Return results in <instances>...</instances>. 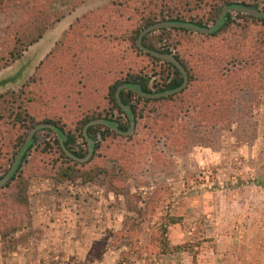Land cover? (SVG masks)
<instances>
[{
    "label": "rangeland",
    "instance_id": "1",
    "mask_svg": "<svg viewBox=\"0 0 264 264\" xmlns=\"http://www.w3.org/2000/svg\"><path fill=\"white\" fill-rule=\"evenodd\" d=\"M242 1L264 10V0H0V177L34 125L70 133L84 156L86 121L129 128L118 84L137 78L155 91L181 78L138 47L146 19L210 26ZM43 10L64 16L7 60ZM229 14L215 33H146L187 83L159 97L122 89L134 129L90 125L88 160L63 153L53 129L34 133L0 187V264H264V19ZM163 227L186 249L163 252Z\"/></svg>",
    "mask_w": 264,
    "mask_h": 264
},
{
    "label": "trees",
    "instance_id": "2",
    "mask_svg": "<svg viewBox=\"0 0 264 264\" xmlns=\"http://www.w3.org/2000/svg\"><path fill=\"white\" fill-rule=\"evenodd\" d=\"M232 3H241V4H243V5H246V6H248V7H254L255 9L257 8L256 6H254V5H252V4H248V3H245V2H228L227 4H225V5H228V4H232ZM224 5V6H225ZM223 6V7H224ZM223 7H221V9L223 8ZM221 9L218 11H216L215 12V17L213 18V22H215L216 21V18L218 17V14L220 13V11H221ZM258 9V8H257ZM64 13L62 12V11H59V13L57 12L55 15H54V13H52V12H46V11H42L41 12V15L40 16H42V18L40 17V18H37V20H36V22H38V24L37 25H34L32 28H31V32H29V33H27V35H26V37H23V39H21V38H19L18 37V39H17V42L15 43H13L12 45H10V47L7 49V51H6V55L8 56V59L7 60H9V58H10V60L11 59H15V58H17V56L21 53V51L22 50H24L27 46H29L30 44H32L33 42H35V41H37L41 36H42V34L44 33V31H45V28H47L48 26H50L53 22H55V21H58V20H60V18L61 17H63L64 15H63ZM54 15V17H52ZM154 18H151V19H146L145 21H144V24H143V26L144 27H146L147 25H149V24H151V23H154V22H157V21H163V20H167V21H177V22H181V23H183V22H186V23H189V24H193V25H200V24H197V23H193V22H187V21H181V20H179L178 18H169V19H165L164 17H162V18H160L159 20H156L155 19V16H153ZM259 17H261L262 19H264V16H259ZM49 18H52L51 20H54V21H49ZM229 19H230V14H229V12L228 13H226L225 15H224V17H223V19L219 22V23H217L216 24V26L214 27V29H213V31L211 32V33H215V32H217L223 25H225L226 23H227V21H229ZM200 26H204V25H200ZM143 27V28H144ZM206 27V26H205ZM183 30H185V29H183ZM137 33L139 32L138 30L136 31ZM146 35V34H145ZM145 35L142 37V44L144 45V46H146V47H149V48H151L150 46H147L145 43H144V39H145ZM137 36H138V34H137ZM154 50H156V49H154ZM156 51H159V52H163V53H169V51L168 50H156ZM174 57H176L175 55H174ZM177 58V57H176ZM178 59V58H177ZM179 60V59H178ZM180 61V60H179ZM171 66H173L174 67V69H176V71H179L172 63H170V62H168ZM180 63H181V61H180ZM182 64V63H181ZM184 67V66H183ZM180 72V71H179ZM181 74V73H180ZM182 81H183V78H182V76H181V78L180 79H178V80H172V81H169L167 84H166V86H165V88H158L157 90H155V91H152L151 89H149L148 88V86H147V81L146 80H140V79H125L124 81H122L120 84H122V83H125V84H127L128 86H132V87H134L135 89H137V90H140L141 92H143V93H147V94H153V93H161V92H163V91H165V90H172V89H174V88H176V87H178L181 83H182ZM119 85V84H118ZM117 85V86H118ZM116 86V87H117ZM115 90H116V88H115ZM126 91H127V93H129V94H132V93H137V91H134V90H132V89H130V88H126L125 89ZM114 93H115V91H114ZM139 94V93H138ZM119 96H120V99H121V101H122V103L124 104V105H128L129 106V110H130V113H131V115H132V118L134 119V110H133V106L131 105V103H129V101L127 100V99H125L124 97H123V92H122V89L120 90V93H119ZM1 97V96H0ZM113 98L116 100V98H115V96H113ZM117 103V102H116ZM117 106L121 109V107L117 104ZM122 110V109H121ZM123 111V110H122ZM124 112V111H123ZM109 125H111V126H114L115 125V121H111V120H106V119H104ZM32 121L30 120V123H31ZM87 122V121H86ZM30 123H29V125H30ZM118 129H120L121 127H117ZM56 133H57V141H58V144H59V146H60V143H59V139H61L62 140V144L68 149V151L70 152V153H72V154H74L75 156H77V157H83L82 155H80V154H78L77 152H75L73 149H72V147H71V143L73 142V135H71L70 133H67V132H65V131H63V129H61V128H57V127H55L54 126V129H53ZM87 134H88V136L90 137V135H89V131H90V126H88L87 127ZM121 130V129H120ZM122 131V130H121ZM83 136V135H82ZM84 138V137H83ZM90 138H92V137H90ZM26 139V138H25ZM25 139H23L22 141H21V152H20V157H19V161H18V163H17V166L14 168V171L13 172H15V170H17L18 169V167H19V165H20V163H21V161L23 160V158L25 157V152H26V150L29 148V147H31V145L33 144V141H34V134L32 135V137H31V140L30 141H28L27 142V144H25V145H23L24 144V141H25ZM93 139V138H92ZM94 140V139H93ZM84 142L86 143V141H85V139H84ZM61 148V147H60ZM62 150V149H61ZM19 151V150H18ZM17 151V152H18ZM17 152L15 153V156H16V154H17ZM62 152L64 153V151L62 150ZM15 158V157H14ZM12 175H13V173H11L10 174V178L12 177ZM176 219H177V217H173V216H170L169 217V220H170V222L171 223H174V222H176ZM164 231H165V227H163V233H162V237H161V243H162V250H163V252H173V251H176V250H185L186 248L185 247H187V245H186V243L184 242V243H179V244H175V245H170L169 243H168V240H167V237L165 236V234H164ZM189 251H192V253H193V255H194V257H195V251H193L192 249H190ZM194 257H193V260H195L194 259Z\"/></svg>",
    "mask_w": 264,
    "mask_h": 264
},
{
    "label": "water",
    "instance_id": "3",
    "mask_svg": "<svg viewBox=\"0 0 264 264\" xmlns=\"http://www.w3.org/2000/svg\"><path fill=\"white\" fill-rule=\"evenodd\" d=\"M231 11H239V12L246 13V14H249V15H252V16H264V10H260V9H257V8L255 9L254 7H248V6L243 5L241 3H232V4L225 5L221 9L220 13L218 14V17L216 18V21L210 26H206L205 27V26H200V25L189 24V23H186V22L181 23V22H177V21L163 20V21H157V22L151 23V24L147 25L146 27H144L139 32L137 40H136V43H137L138 47L140 49H142L143 51L149 53L150 55L154 56V57H158V58H160V59H162L164 61H168V62L172 63L180 71V73L182 75V78H183V81L178 87H176V88H174L172 90H165V91H163L161 93H153V94L143 93L140 90H137V89H135L132 86H128L125 83L119 84L116 87L114 96L116 98L117 104L121 107V109L124 111V113L127 115V118L129 119V128L127 130H125V131H121L120 129L117 128V126L115 124L114 130L116 132L123 133V134H129L134 129V119L132 118V115L130 113L129 106L128 105H124L122 103L121 99H120V96H119V93H120L121 89L130 88V89H132L134 91H137V93H139V94H141L143 96L159 97V96H167V95H169L171 93L178 92L187 83V73H186V70L183 67V65L180 63V61L176 57H174V55H172L170 53L159 52V51H156L154 49H151L149 47L144 46L142 44V37L146 33L150 32L152 30H156V29L164 28V27L165 28L182 27V28L191 29V30H194V31H197V32H200V33H211L213 31L214 27L216 26V24L219 23L223 19L224 15L226 13H228V12H231ZM94 123L107 124V122H105L103 119L97 118V119H90L83 125V127H82V135H83V137H84V139H85V141L87 143V153L83 157H77L74 154L70 153L68 151V149L62 144V140L59 139L60 147H61V149L64 151V153L66 155H68L69 157H71L74 160H78V161H82V162L89 159V157H90V155L92 153V150H93L94 140L88 136L86 129H87L88 126H90V125H92ZM44 127H48L50 129H54V125L50 124V123H38V124L34 125L33 127L30 128L23 145L27 144V142L31 140L32 135L38 129H41V128H44ZM21 148L19 149V151L17 152L15 158L13 159V162H12L10 168L8 169V171L3 176L0 177V187L6 181L9 180L10 174L13 173L14 168L17 166V163H18L19 157H20Z\"/></svg>",
    "mask_w": 264,
    "mask_h": 264
},
{
    "label": "flooded vegetation",
    "instance_id": "4",
    "mask_svg": "<svg viewBox=\"0 0 264 264\" xmlns=\"http://www.w3.org/2000/svg\"><path fill=\"white\" fill-rule=\"evenodd\" d=\"M95 142V141H94ZM87 144V143H86ZM94 147V146H93Z\"/></svg>",
    "mask_w": 264,
    "mask_h": 264
}]
</instances>
